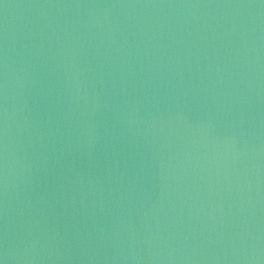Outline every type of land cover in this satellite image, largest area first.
Instances as JSON below:
<instances>
[{"label":"water","instance_id":"water-1","mask_svg":"<svg viewBox=\"0 0 264 264\" xmlns=\"http://www.w3.org/2000/svg\"><path fill=\"white\" fill-rule=\"evenodd\" d=\"M264 101V0H163Z\"/></svg>","mask_w":264,"mask_h":264}]
</instances>
